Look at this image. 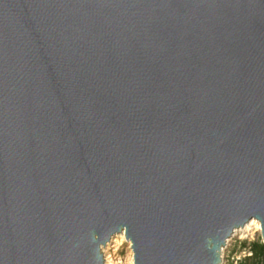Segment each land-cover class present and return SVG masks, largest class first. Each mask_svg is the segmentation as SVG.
Instances as JSON below:
<instances>
[{
    "label": "water",
    "instance_id": "water-1",
    "mask_svg": "<svg viewBox=\"0 0 264 264\" xmlns=\"http://www.w3.org/2000/svg\"><path fill=\"white\" fill-rule=\"evenodd\" d=\"M264 244V0H0V264H221Z\"/></svg>",
    "mask_w": 264,
    "mask_h": 264
},
{
    "label": "rangeland",
    "instance_id": "rangeland-1",
    "mask_svg": "<svg viewBox=\"0 0 264 264\" xmlns=\"http://www.w3.org/2000/svg\"><path fill=\"white\" fill-rule=\"evenodd\" d=\"M112 241L113 239L102 247L104 258L109 257L111 264H130L133 259L131 244L117 236L113 243ZM258 241L262 242L261 230L255 227H251V230L245 234H233L228 239L227 246L223 247L221 264H241L246 256H250L249 246Z\"/></svg>",
    "mask_w": 264,
    "mask_h": 264
},
{
    "label": "trees",
    "instance_id": "trees-1",
    "mask_svg": "<svg viewBox=\"0 0 264 264\" xmlns=\"http://www.w3.org/2000/svg\"><path fill=\"white\" fill-rule=\"evenodd\" d=\"M250 256H246L241 264H264V244L261 241L249 246Z\"/></svg>",
    "mask_w": 264,
    "mask_h": 264
},
{
    "label": "bare ground",
    "instance_id": "bare-ground-1",
    "mask_svg": "<svg viewBox=\"0 0 264 264\" xmlns=\"http://www.w3.org/2000/svg\"><path fill=\"white\" fill-rule=\"evenodd\" d=\"M251 227H255V228L261 230L260 222L257 221L256 219H252V220L249 221L244 227H242V228L239 229V230H236V231L234 232V234H235V233L245 234V233H247V232H249V231L251 230ZM116 236H117L118 238H120V239H125V235H124L123 232L120 233V234H118V235H116ZM116 236H114V237L112 238L113 241H112L111 243H113V242L115 241ZM105 262H106V264H111V263H110V262H111L110 258L105 256ZM133 262H134V261H133V259H132L131 262H130V264H133Z\"/></svg>",
    "mask_w": 264,
    "mask_h": 264
},
{
    "label": "built area",
    "instance_id": "built-area-1",
    "mask_svg": "<svg viewBox=\"0 0 264 264\" xmlns=\"http://www.w3.org/2000/svg\"><path fill=\"white\" fill-rule=\"evenodd\" d=\"M227 242H228V240H227ZM225 246H227V243H226V245ZM251 255V254H250Z\"/></svg>",
    "mask_w": 264,
    "mask_h": 264
}]
</instances>
